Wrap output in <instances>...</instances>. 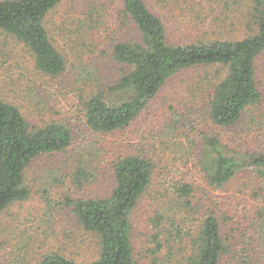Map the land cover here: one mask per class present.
<instances>
[{"label":"rangeland","instance_id":"374dc122","mask_svg":"<svg viewBox=\"0 0 264 264\" xmlns=\"http://www.w3.org/2000/svg\"><path fill=\"white\" fill-rule=\"evenodd\" d=\"M259 1L264 5V0H145L175 44L254 35L250 16ZM120 5L121 0H63L49 14L48 33L65 60L64 72L57 76L41 73L28 48L0 33V98L18 106L30 124L61 123L73 138L64 151L31 164L25 175L28 198L0 213V264H38L55 252L77 262L96 259L95 236L80 227L66 201L107 197L114 163L129 155H140L154 166L150 186L131 215L135 264H154V259L157 264H185L190 240L182 237L170 246L165 240L177 234L172 224L196 231L193 219L208 211L222 225L227 251L221 264H242V253L245 264H264V185L241 175L216 189L200 164L208 139L242 154H264V55L258 63L262 100L231 127L210 121L208 102L220 75L216 67H201L172 77L126 128L93 132L85 124V100L96 93L113 99L110 88L122 75V66L110 56L115 40L125 37L118 25ZM89 18L98 26L85 33L79 20ZM220 73L223 78L225 72ZM181 182L193 188L188 198L192 210L178 206L170 190ZM156 215L163 218V248L153 255Z\"/></svg>","mask_w":264,"mask_h":264},{"label":"trees","instance_id":"16d2710c","mask_svg":"<svg viewBox=\"0 0 264 264\" xmlns=\"http://www.w3.org/2000/svg\"><path fill=\"white\" fill-rule=\"evenodd\" d=\"M62 1L0 0V33L28 48L36 68L48 76L60 75L65 69V60L46 27L47 17ZM117 18L119 31L125 30V37L115 40L110 56L122 66V75L110 88L113 99L96 93L85 100L84 120L91 131L111 133L126 128L172 77L192 68L216 67L220 77V72H225L214 83L208 102L209 119L218 127L235 125L245 110L261 102L258 63L264 55L263 2H257L251 11L256 33L236 41L172 43L161 18L145 0H121ZM79 25L86 33L97 28L98 23L89 18L79 20ZM72 140L67 126L57 122L30 124L18 106L0 98V213L28 198L30 189L25 185V175L31 164L42 155L64 151ZM204 151L200 164L208 184L216 189L225 188L241 175L264 185V154H242L215 139L205 142ZM153 172L149 159L140 155L121 157L113 165L114 184L107 197L66 201L80 227L95 236L99 249L96 259L77 262L55 252L43 256L38 264H135L131 215L148 190ZM81 174L78 170L77 176ZM170 190L178 198V206L192 210L188 201L193 193L191 186L181 182ZM193 210L198 213L197 208ZM199 216L193 219L198 222L196 231L193 226L184 229L172 224L177 234L168 237L165 246L187 237L192 246L183 258L185 264H221L227 246L218 216L213 211ZM162 220L161 215H156L152 222L157 232L153 236V255L163 248L159 240ZM169 253V259H173ZM246 260L242 253V264ZM157 262L154 259V264Z\"/></svg>","mask_w":264,"mask_h":264}]
</instances>
